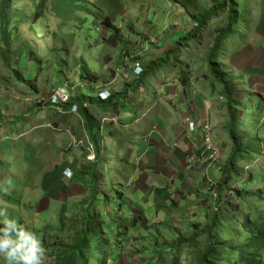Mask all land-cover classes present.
Wrapping results in <instances>:
<instances>
[{
  "label": "rangeland",
  "instance_id": "rangeland-1",
  "mask_svg": "<svg viewBox=\"0 0 264 264\" xmlns=\"http://www.w3.org/2000/svg\"><path fill=\"white\" fill-rule=\"evenodd\" d=\"M262 2L264 4V0H232L237 6L238 22L231 29V35L226 40L221 39L224 47L219 51L218 61L227 73L229 93L237 105L239 140L242 148L254 147L255 158L253 151L249 150L251 156H247L248 161L238 162V181L241 184L237 186L235 196L233 194L228 201L220 204L212 196L208 183L205 190H196L193 182L196 180L204 184L207 181L205 171L208 167L209 176L211 173L213 180L218 182L215 164L228 160L233 149L229 134L226 136L224 129L230 121L226 99L211 96L210 86L203 82L204 75H208L206 63L210 52L215 47L220 32L230 26L231 3L224 0H107V92L119 95L124 88H131L135 80L134 64L137 62L145 65V70L149 64H155L156 67L147 75L139 92L128 93L131 97L121 102V114L125 121L130 123L137 116L139 119H135L134 124H140L141 120L146 122L147 125L141 123L142 127L136 132L148 136L147 145L139 148L136 136L140 134H134L132 126L126 127L122 125L123 120L118 121V117L111 116V110L107 112V239L116 232H127V242H123L124 249L119 247L116 251L118 254L111 255L113 258L118 257L115 264H143L147 256L156 253L160 242L181 241L189 239L196 232H202L215 212L220 214L222 222L220 229L217 232L213 229L211 236L216 238L217 235L221 243L228 241V255L231 257L228 263L234 264L236 257L240 261L252 230L250 226L245 230L243 226L239 228L240 224L246 214L252 220L256 218L255 214L264 218V195L257 197L261 189L264 191V48L255 45L256 38L264 36V12L259 9ZM15 6L23 12V20H11L7 26L0 21V123H8L6 116L14 108L19 109L20 113L28 107L39 108L38 101L47 98L58 84H66L72 98L81 95L94 99L98 93L106 91V0H63L56 10L52 0H47L38 17L32 15L31 5L24 0H16ZM204 17V24H199L198 21ZM241 19H244V23L240 22ZM82 69L87 70L88 77L83 78ZM183 78H186L185 85ZM27 81L30 84L25 83ZM215 87L217 92L222 91V86ZM39 97L43 98L38 99ZM17 98H26L25 105L21 103L16 106ZM200 99L203 100L201 104L204 109L197 107ZM254 99L258 101L257 108L259 107L256 116L254 112L257 109L251 103L255 102ZM246 101L249 102L248 105H245ZM259 102L262 103L260 106ZM238 103L244 104L246 111L242 104L238 108ZM84 107L100 123L102 149L98 159L92 164L86 159L84 152L69 150V139L63 134L69 127L78 133L82 132L75 112L58 114L56 117H65L62 119L66 123L59 128L58 123L57 127L50 123L52 117L49 114H53V111L41 109L43 112L37 114L34 109L30 110L36 121L33 123H43V130L35 133L43 132V146L34 142L28 144L29 137H26L24 148L10 144L11 136L18 135L12 134L6 140L13 131L9 125L4 130L8 135L1 137L0 195L4 193L15 204L16 209L13 208L14 212L8 210L0 200V227L4 226L5 219L14 220L18 229L23 227L32 232L39 241L43 238L47 240L48 245L43 247L45 251L42 264H47L49 249L50 252H55L57 244L74 239L76 234L70 232L71 226L78 221L79 224L82 222L83 209L93 206L96 223L102 225L103 220L106 222V209L101 204L103 191H100L101 203L92 204L83 202L88 194L86 196L83 189H80L79 194L75 193L67 204L65 229H62L60 212L65 202L63 195L59 194V188L54 185L51 189L46 187L45 194L46 185L43 180L41 209L42 206L37 201L39 198L32 196L34 186L36 190L41 189V172L33 171L38 168L32 172L27 171L28 156L34 155L37 159L43 154V160H40L41 156L38 157L36 164L38 167L43 163L44 175L47 167L56 163V157L64 153L71 160V165L73 163L72 166L79 171L87 172L90 166H95L98 186L100 190L106 189V164L102 162L106 159V148L103 150L106 144V113L94 105L85 104ZM133 109L137 110L135 115ZM191 109L197 110L195 116L198 119H193L195 123L198 122L195 127L199 125L198 142L203 141V130L204 135L212 138L213 142L216 138L221 142L216 145L219 149L217 155L220 157L213 166L203 165L192 156L179 155L181 129L185 127L191 132L189 124L192 121L187 119L189 113H192ZM29 119L31 118L17 120L18 127L22 128L24 123H29ZM47 124L58 132L50 130L52 133L46 134L49 130L46 128ZM19 128L17 132H21ZM155 136H159L164 152L159 161L152 157L155 147L152 137ZM112 140H115L114 147ZM53 146L60 150L58 154H51ZM123 146L133 152V160L128 159L124 163L127 165L125 167L123 163H119V159L125 156ZM189 164L193 165L194 173L186 174L194 180L186 178L187 180L182 181L192 187L178 185L175 188L171 185L174 189L167 191L165 186L179 183L178 173L184 171ZM138 174L140 177L137 179L140 180L137 183H140L142 190L148 189V193L142 194L139 188L135 192L132 186L133 192L128 189L125 207L124 195L120 196L116 191L121 189L120 186L127 188L134 184L132 181ZM251 175L255 180L249 179ZM31 178L34 186L31 185ZM246 179L247 188L244 189ZM243 196L246 198L241 202L244 200ZM34 198L35 201L31 202ZM7 206L10 207L9 204ZM47 208L48 211L44 210ZM130 208L136 210L139 216L144 217V213L146 217L137 220L134 227L129 225ZM204 212L208 214L204 215ZM235 213L238 215L237 222L234 220ZM261 219L254 222L257 227L262 223ZM101 228L99 238L102 232L106 238L105 223ZM10 235L15 238L14 232ZM144 236L147 240L141 239ZM210 240L206 233L194 240L188 246L190 254L187 249L180 248V264H201L203 250L208 247L213 248L214 255H217L215 258H223L222 247H214V240ZM142 249L147 253L146 256L140 254ZM249 251L250 246H247L246 253ZM89 255L96 256L97 250L90 249ZM225 263L227 260L222 261V264ZM0 264H8L3 255H0Z\"/></svg>",
  "mask_w": 264,
  "mask_h": 264
},
{
  "label": "trees",
  "instance_id": "trees-1",
  "mask_svg": "<svg viewBox=\"0 0 264 264\" xmlns=\"http://www.w3.org/2000/svg\"><path fill=\"white\" fill-rule=\"evenodd\" d=\"M28 4L31 5V13L35 17H38L43 10V7L46 5L47 0H24ZM66 1V0H65ZM229 1L231 4V22L230 26L220 32V35L216 41L215 47L211 50L210 55L208 57V61L206 63V66L208 67V75H204L203 82L207 83L210 86V94L211 96L216 95L219 98H222L225 100V105L228 107V113L230 114V121L228 127L226 126L224 129L226 132L229 134L230 140L232 142V153L229 157L228 160H226L224 163H216L215 164V169L217 172H219L218 175V182L220 183V186L217 185L215 189V195L216 198L220 201L224 198L225 194L227 196H235L236 193L231 189V184L233 182H239V173H238V162L240 161H248V157L251 156L249 155L250 152L249 150H254V147L249 149L248 148H242L241 140H239L238 134L240 133L238 130L239 124H238V118H237V105L236 102L233 100V96L231 93H229V80L227 78V73L225 72V69L223 66H221L220 62L218 61V55L220 54L219 51L220 49H223L224 43L221 42V39L226 40L230 35H231V29L233 27H236V23L238 22V15H237V6L235 3H232V0H224ZM61 2L63 0H52V3L54 5V10H56V7L58 5H61ZM16 0H0V21L4 24V26H7L9 21L11 20H23V12L17 10L16 8ZM15 6V8H14ZM14 8V9H13ZM206 17L201 18L198 23L203 25L204 20ZM33 21V19L31 20ZM243 21L244 19H241L240 22ZM114 35L117 37V35ZM194 35V34H193ZM120 40V37L119 39ZM155 64H149L148 69H146L143 74L138 78L134 76V81L133 84H131V88H124L121 94L119 95H111L108 100H107V112L111 110L110 113L113 115H118L119 110H122V103L125 100L129 98L128 93H133L137 94L140 90V87L142 83L145 82L147 75H149L151 72L154 71L155 69ZM83 71V78L88 77L89 73L87 72L86 69H82ZM182 77V75H181ZM17 78V75H16ZM20 79V78H19ZM18 79V80H19ZM186 78H183V85H185L186 82H184ZM21 80V79H20ZM21 82V81H20ZM23 83V82H22ZM27 84H30V81L25 82ZM88 84V82L86 81ZM216 85L222 86V91L217 92L216 91ZM130 91V92H129ZM213 93V94H212ZM95 99H98L99 101L96 102ZM85 104H90L96 106L98 109H101L106 113V101L103 102L97 98H90V97H85V96H78L77 98H71L70 102V107L73 105L78 106V113L80 117L84 121L83 128L88 134L89 142L94 145L96 157L98 159L100 151H101V133H100V123L97 122V119L91 117V114L88 112V109L84 107ZM249 107V106H248ZM248 109V108H247ZM243 110H245V107L243 106ZM246 111V110H245ZM259 111H256L258 113ZM256 116L257 114L254 113ZM253 116V117H255ZM255 119V118H254ZM194 123V122H193ZM197 127V125H196ZM106 142V141H105ZM113 143V142H112ZM106 148V144L103 146V150ZM253 151V158H255ZM248 156V157H247ZM106 159H103V164H106ZM124 162L123 159L120 160V164ZM95 166H90L89 171L87 172H77L76 174H73L72 183L79 184L83 192L88 194V198L84 200L83 202L85 203H92V204H97L101 203L103 204L104 208L106 209V189L100 190V186H98L97 179L95 178ZM72 172V171H71ZM73 173V172H72ZM108 177V173H107ZM68 178V176H67ZM69 179V178H68ZM106 179V175H105ZM249 179L255 180V177L251 175ZM246 184H244V189L247 188V179ZM105 183V182H104ZM118 184V183H117ZM209 184V183H208ZM119 185V184H118ZM117 185V186H118ZM113 187V186H112ZM121 188V189H120ZM120 190H117L120 194V196L124 195L123 200L124 205L126 207V201H128L127 196H128V189L125 187L120 186ZM115 191V189H113ZM213 189L210 188V191ZM100 191H103V198L102 201L100 202L99 199L101 198ZM131 191V188H130ZM115 192V193H116ZM227 192V193H226ZM232 192V193H231ZM108 193V192H107ZM212 196H214L213 191L211 192ZM264 191L261 189L258 194V198L263 197ZM232 196V197H233ZM253 196V194H252ZM90 197V199H89ZM134 199L135 203V197H132ZM246 196H243L241 202L245 201ZM109 200V195L107 194V203ZM224 203L226 202V198L223 200ZM263 202V201H262ZM117 203V202H116ZM93 207V206H92ZM92 207H89L88 209L85 208L83 209L84 211V216L82 218V222L79 224V221L76 222L73 226H71V233L74 232L76 236L71 242L68 243H61L57 244L58 248L57 251L55 252H50L49 249V254H48V260L47 264H106V238H105V233L102 232L101 237L99 238L101 231H102V225L105 223L106 227V222H102V225L96 223L97 217H95L94 209ZM97 207V206H96ZM108 207V206H107ZM66 210L67 206L63 205L61 208L60 212V221L62 223V229H65V224L66 222ZM134 210V209H133ZM130 208V213H131V218L129 221V225L131 227H134V223L137 222V220L140 219H145V214L143 213V216H139L134 210L133 211ZM92 211V215H91ZM238 214L240 213V210L238 208L237 210ZM208 212H204V215H207ZM217 212L214 213L213 217L210 219L209 225H207L206 229H204L202 232H196L192 237L189 239H184V240H177L172 243H166V242H160L158 247H156V253L152 254L150 256H147L148 258L144 260L143 264H180V255H182V252H180V248H183L184 250L187 249V253L190 254L189 251V245L196 239H198L200 236L203 234H208V238L211 239L210 242L214 240V247L219 248L222 247L223 249V258H215L217 255H214V250L211 247H208L203 250V255L201 256V264H222L223 260H227V263L225 264H230L228 263V260L231 259L228 255V241L221 243L218 240V237L216 235V238L211 236V233L214 229L215 232H217L218 229H220V223L222 222V219L219 216ZM256 218L251 219L249 214H246L245 218L243 219L242 223L240 224L239 228L243 226V229H247L249 226L252 229L249 237V241L244 245V249L242 251V255L240 257V261H238L237 257L234 259L235 263L234 264H264V234H263V229L264 225V218L259 217L258 214H255ZM258 217V218H257ZM89 218L91 220V223L87 220ZM262 218V219H261ZM257 219H261V222L259 227H257L254 222H256ZM70 222H73L72 219H69ZM235 222L238 220V215L235 213ZM194 224H199L198 222H194ZM4 226L2 225L0 228H3ZM260 228V230H259ZM222 229V228H221ZM106 231V230H105ZM127 232H116L110 239H107V264H115L116 261L115 259H118V257L113 258L111 255L113 253L118 254L116 251L119 250V247H121V250L124 249L125 243L124 241L127 242ZM2 235V233H0ZM141 239L147 240V238L144 236ZM216 239V242H215ZM40 243L42 247H46L48 245V241L45 240L44 238L40 240ZM211 245V243H210ZM247 246H250V251L246 253ZM95 249L97 250V255L92 256L90 254V249ZM252 248V249H251ZM51 254V256H50ZM146 256V252L142 249L141 253ZM133 256V254H132ZM135 256V255H134ZM219 256V255H218ZM92 260V261H91Z\"/></svg>",
  "mask_w": 264,
  "mask_h": 264
},
{
  "label": "crops",
  "instance_id": "crops-1",
  "mask_svg": "<svg viewBox=\"0 0 264 264\" xmlns=\"http://www.w3.org/2000/svg\"><path fill=\"white\" fill-rule=\"evenodd\" d=\"M259 3H260V1H259ZM263 5H264L263 2H262V4H259L260 12H262V11L264 12V6ZM255 45L258 48L260 46H262L264 48V36H262V38H256V44ZM256 51H258V50H256ZM263 62H264V59H263ZM263 88H264V86H263ZM110 94L113 95L112 93H110ZM130 97L131 96L129 95V98ZM26 98H29V96H27ZM26 98L25 99L23 98L22 100H19V98H17L16 100H17L18 103L16 104V106L20 105L21 103L24 106L25 105ZM254 100H255V102L252 101L251 103L253 104V107L255 109H257L256 111H259V107L257 108V102L258 101L256 99H254ZM201 102H203L202 99H200V102L197 103V107L198 108L201 107L202 109H204L203 104H201ZM248 103L249 102L246 101L245 102V105H248ZM240 104H242V103H238V108L240 107L239 106ZM261 104L262 103L259 102V106ZM242 105L244 106V104H242ZM32 109H34L35 111H37V114L39 112H43L40 108H37L36 109V106H34V107H28L26 110L22 111L21 113L19 112V109H15V108L12 109L11 111H9V113H11V114L8 115L9 114L8 113L7 116H6L9 119V121H7L8 123L6 122L7 123L6 125L4 123H0V143H2V138L1 137L4 138V136L8 135V134H5L4 130L7 127L10 126L13 129V131H11V133H9L10 135H8L6 137V140L9 139L12 134L13 135H18V136H11L10 141H9L10 144H14L18 148H24L25 147V144H26L25 143V140H27L26 137H29L30 138L29 139L30 142L28 144H32V142H34V143H37V144L43 146V132L42 133H39V134H35V133L38 132V131L41 132L43 130V127L44 126H43V123H39V124L33 123V122H36V121L34 119V116H32L33 114H30V112H31L30 110H32ZM133 111H135L133 113V115H135L137 113V110L136 109H133ZM191 111H192L193 114L192 113H189V115L187 116V119L190 120V121H192V122H195L193 118L198 119L195 116V113L197 112V110L191 109ZM256 111L254 113H256ZM121 112H122V110H119L118 115H114V116L118 117V121H120V119L124 121L122 123V125H124L126 127H127V125L132 126L133 127L132 129L134 130L133 133L134 134H138L139 132H136V131L139 129V127H142V125H140V124L141 123L146 124V122H142V120H141V123L140 124L138 123V125H136L133 122L135 121V119L138 120L139 118H137V116H134L133 120L130 123H128V121H125V119L123 118ZM49 113H51V112H49ZM49 115L52 117L50 123H54L53 124L54 127H57V123H58V127L59 128H61L62 125H65L66 124L65 121L62 119V118H65V117H61V119H60V118L56 117V116H58V114H56V113L49 114ZM110 115L112 116L113 114L110 113ZM28 117L31 118V119H29L31 121L29 123H24L23 124V127L22 128H19L18 127L17 120H20L22 118H28ZM78 122L82 126V132H83V125L81 124L80 121H78ZM196 123L198 124L197 121H196ZM49 124H47V126H46L47 130L49 129L48 132H45L46 134L52 133L51 131L58 132V131H56L54 129L49 128L48 127ZM26 126H28V127H26ZM197 127L199 128V125H197ZM17 128H19L21 130V132H17ZM26 129H28L27 132H26ZM263 129H264V126H263ZM67 130H71L74 133V135L77 136V137L81 136V134H82V132L81 133H78L76 130H75L76 131L75 132L72 127H69V129H67ZM222 131L225 132L224 129ZM105 133H106V131H105ZM107 133H108V130H107ZM198 133L199 132L197 130L194 131V132H189V131H187V129L185 127H183L181 129V131L179 133L180 143H181L180 144L181 149H179V155L180 154H182V156L183 155L184 156L185 155L186 156L188 155V156H192V158H194V156H198L200 154V152L196 148V144H197V142L199 140ZM63 134H64V137H66V138L69 139V145H68V147L70 148L69 150H71V149L74 150L75 149V150L82 151L80 148H72L71 147V142H72L71 136L67 132L66 133H63ZM154 134H156V133H154ZM225 135L227 136L228 133L226 132ZM152 140H153L152 141V144L155 145V147H154V153L152 154V157H153V159H157L158 160L160 158L161 154L164 153V152H162V144H161V141L159 140V136H155L154 138L152 137ZM114 141L115 140H112L113 147L115 145L114 144L115 143ZM136 141H137L136 144L138 145V147L139 148H142V145H147V143L149 141V138H148L147 135L145 137L144 134H140V136H136ZM214 141L218 145L221 143V142H219L220 140L218 138L214 139ZM123 149L125 151L124 152L125 153V156H124V158H121V159L124 160L123 167H125L127 165L124 164V163H126L128 159L129 160H133V155H132L133 152L130 151L127 147H124V146H123ZM40 150H43V148L40 149ZM59 152H60V150L56 146H53V149L51 150V154L52 155L53 154H58ZM8 153H9V150H8ZM12 153H13V151H12ZM41 153H43V152L41 151ZM40 156H41L40 160H43V154L39 155L38 157H40ZM38 157H37V159L39 160ZM28 158H29V160L26 161L27 162V171L29 170L30 172H32L33 169L38 168V169L33 170V171H35L36 173L41 172V176L39 177L40 180H41V189L40 190H36V187L34 186V184H32V178H33L34 174L32 175V178H31V185L34 186L32 196H35V198H39V199H37V201H38V204L40 206H42L41 209L43 208V180H45V185H46V186H44V193L47 194V192L45 191L46 187L48 189H51L52 188L51 186L54 185L56 188H59V190H58V191H60L59 194H62L63 195V197H64L63 202H65V205L68 208V205L67 204L70 203V201L72 200V196L75 193H78L79 194L80 189H82V187L79 184L72 183V179L70 180V179L67 178V175L65 174L67 172L66 169L71 170L74 174H76L77 172H82L83 173L84 171H79L76 167H73L72 165H74V164L72 163V165H71V163H70L71 160L69 158H67V156L65 157V154L64 153H61V155L58 158L56 157V159H55L56 160V163L53 164V165H50L49 167H47V170L45 171L47 173H45L43 175V163H41L39 161L42 165H39L37 167V165H38V164H36L37 163V161H36L37 159H35L34 155H32L31 157L28 156ZM136 158H137V156L135 157V159ZM121 159H119V161ZM73 160H75V158ZM192 171H193V165L192 164H189V166L187 168H185L184 171L178 173V178L180 179L179 183L178 182H176V183H169V184H167L165 186V188L167 189V191H170V190H173L174 189L171 185H174L175 188H177L178 185L179 186H182V187H185V186L192 187L191 185H188L186 181H182V180H187L186 178L191 179V180H194L190 176L188 177L187 174H186V173H188V175H190V173H194ZM139 177H140V174H138L136 177H134V179L132 181L134 184L128 186L127 188L130 189L133 186L135 192L139 188L138 190H140V192L142 194L146 195L148 193V189H146V190H142L141 189L140 183H137V180H140V179H137ZM193 183L195 184V186H193V188L196 187L195 188L196 190L197 189L198 190H204V186H203L202 183L200 184L196 180H194ZM196 184H197V186H196ZM28 187L30 188L31 186L29 185ZM131 192H133V191L131 190ZM0 196H1V199L0 200L4 202L6 208L8 210L14 212L13 208L16 209V207H14L15 204L11 203L10 200L4 195V193H1ZM185 196H186V193H185ZM187 197H188V194H187ZM35 198L31 202H34L35 201ZM60 201H62V200H60ZM7 204H9L10 207H8ZM44 210L48 211V208L47 209H44Z\"/></svg>",
  "mask_w": 264,
  "mask_h": 264
},
{
  "label": "built area",
  "instance_id": "built-area-1",
  "mask_svg": "<svg viewBox=\"0 0 264 264\" xmlns=\"http://www.w3.org/2000/svg\"><path fill=\"white\" fill-rule=\"evenodd\" d=\"M137 69H139V71H137ZM143 69L144 67L142 66V64L137 62L136 64H134L133 75L135 77L141 76V74L143 73ZM97 96H99L102 100H106V92H100L97 94ZM108 96L109 93L107 92V99ZM40 98L43 97H39L38 99ZM71 98L72 97L68 86L66 84H58L57 86L54 87L52 93L47 98L40 99L38 101V105L40 106L41 109L51 110L59 115H67L75 112L79 118V121L84 124L83 119L80 117L78 113V107L76 105L70 107ZM48 127L53 128L50 125H48ZM189 128L191 131H193L195 129V124L191 122L189 124ZM67 133L72 138L71 147L82 149L87 154V159L90 162H94L96 159V153H95L94 145L88 142L89 140L88 135L85 133L83 135L84 137L83 139L82 138L78 139L71 130H68ZM204 134L205 132L203 130V135H202L203 141H200L199 142L200 146L197 147L199 152H201L202 150V154L198 155L196 160L201 161L203 165L207 164L208 166H210L212 165L213 161H216L220 157L217 155L219 149L213 143L212 138L205 136ZM208 168L205 171V174L207 177V181L210 184L209 188H212L213 189L212 191L215 193L217 183L209 176ZM66 175L70 179L72 177V172L67 171Z\"/></svg>",
  "mask_w": 264,
  "mask_h": 264
},
{
  "label": "clouds",
  "instance_id": "clouds-1",
  "mask_svg": "<svg viewBox=\"0 0 264 264\" xmlns=\"http://www.w3.org/2000/svg\"><path fill=\"white\" fill-rule=\"evenodd\" d=\"M137 71H139V69H137ZM102 92H106V91H102ZM96 97H99V96H96ZM99 99L103 102L106 101V100H102L100 97H99ZM81 124L84 125L83 123H81ZM194 124H195V122H194ZM197 128L198 127H195V129L193 131H191L190 128H189V130L191 132H194L197 130ZM51 129H54V127ZM85 133L87 134V132L83 128V132H82L81 136H79V137H83V135ZM198 143L199 142H197V145H198ZM213 143L215 145H218L215 142H213ZM197 145H196V148H197ZM83 152L86 155V159H87V154L85 153V151H83ZM200 154H201V152H200ZM194 158L197 159V156H194ZM96 159H97V157H96ZM89 163L92 164L94 162L89 161ZM73 174L74 173H72L71 178H73ZM218 175H219V172L217 173V176ZM210 177L212 178V175H210ZM207 183H208V181H206L203 184L204 190L206 189L205 186H207L206 185ZM240 184H241L240 182H233L231 184L230 187L234 191V193H236L235 190H236L237 186ZM208 189H210V188L208 187ZM214 197H215V199H217L215 193H214ZM230 197L231 196H227V194H225L224 198L219 203L224 204L223 200L226 198V201H228L230 199ZM214 210L217 211L216 209H214ZM3 224H4V227L0 228V233H2V235H0V255H3L4 259L8 262V264H42V259H43L45 250L42 247L38 238L32 232L26 231L23 227H20L18 229L16 222L14 220L5 219L3 221ZM13 232L15 233L14 239L10 235Z\"/></svg>",
  "mask_w": 264,
  "mask_h": 264
},
{
  "label": "bare ground",
  "instance_id": "bare-ground-1",
  "mask_svg": "<svg viewBox=\"0 0 264 264\" xmlns=\"http://www.w3.org/2000/svg\"><path fill=\"white\" fill-rule=\"evenodd\" d=\"M142 66L144 67V69H143V72H144V71H145V68H146V66H145V65H143V64H142ZM142 74H143V73H142ZM142 74H141V75H142ZM110 96H111V94L109 93V96H108V98H109ZM247 108H248V107H247ZM88 142H89V141H88ZM215 162H216V161H213L211 166H213V164H214ZM210 175H211V173H210ZM216 183H217V182H216ZM217 185H218V184H217ZM217 185H216V186H217ZM209 186H210V184H209ZM231 193H232V192H231Z\"/></svg>",
  "mask_w": 264,
  "mask_h": 264
}]
</instances>
